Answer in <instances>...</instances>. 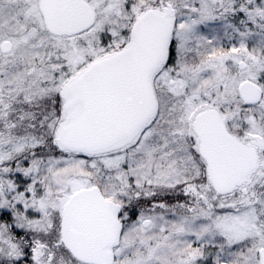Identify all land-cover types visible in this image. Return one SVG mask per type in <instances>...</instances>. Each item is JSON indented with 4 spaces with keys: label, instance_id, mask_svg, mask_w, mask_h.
<instances>
[{
    "label": "snow or ice",
    "instance_id": "6c2138e0",
    "mask_svg": "<svg viewBox=\"0 0 264 264\" xmlns=\"http://www.w3.org/2000/svg\"><path fill=\"white\" fill-rule=\"evenodd\" d=\"M0 264H264V0H0Z\"/></svg>",
    "mask_w": 264,
    "mask_h": 264
}]
</instances>
